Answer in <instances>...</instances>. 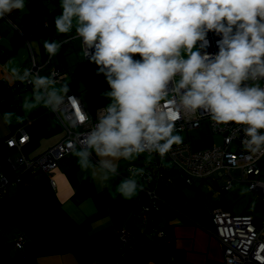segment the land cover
Segmentation results:
<instances>
[{"label":"clouds","instance_id":"clouds-1","mask_svg":"<svg viewBox=\"0 0 264 264\" xmlns=\"http://www.w3.org/2000/svg\"><path fill=\"white\" fill-rule=\"evenodd\" d=\"M59 7L55 31L80 38L83 55L108 85L96 123L79 147L68 143L94 180L106 184L121 159L141 155L146 163L159 156L170 167L163 158L184 139L176 130L180 114L207 113L216 124L241 127L244 147L264 154V0H59ZM25 8L26 0H0V19ZM210 32L219 37L214 54L206 51ZM41 42L49 56L66 43ZM0 67L9 85L31 86L23 114H0L5 124L39 107L56 112L69 98L67 83L21 68L13 57ZM144 175V168L132 167L112 198H135Z\"/></svg>","mask_w":264,"mask_h":264},{"label":"crops","instance_id":"crops-1","mask_svg":"<svg viewBox=\"0 0 264 264\" xmlns=\"http://www.w3.org/2000/svg\"><path fill=\"white\" fill-rule=\"evenodd\" d=\"M60 11L59 0H26L23 11L14 10L0 19V66L13 57L21 68H31L34 62L40 75H51L59 68L62 76L57 80L68 84V95H77L83 107L95 113L107 103L101 93L108 85L102 74H96L97 66L83 55L80 38L55 31L54 17ZM45 39L66 43L58 55L49 56L41 42ZM30 94L31 86H18V82L9 85L0 67V114L7 110L23 114L22 101ZM44 109L50 111L39 107L24 119L33 122L26 129L29 141L24 152L28 158L53 148L66 134L56 113L43 114ZM15 124H5L0 116L1 170L5 177V171H10L13 178L14 166L18 165L11 157L17 154L4 145L3 138L15 130ZM5 158L8 165L4 169ZM142 160V156L135 161L121 159L118 175L101 184L80 169L71 152L57 161L52 176L55 186L42 173H26L22 182L10 184L0 201V264H115L121 259L124 264H226L222 243L205 229L211 224L212 209L221 207L233 215H249L257 225L264 224L263 193L256 192L251 203L235 192L227 196L239 179L226 192L225 183L215 176L193 178L187 184L173 172V183L155 187L164 202L152 214L155 228L145 229L132 217L139 205L150 201L142 189L131 200L111 196L115 186ZM206 183L208 189L203 187ZM212 186H220V192ZM162 229L168 232L169 240L160 239ZM120 231L131 235V249L122 250ZM20 235L25 239L21 249L16 246Z\"/></svg>","mask_w":264,"mask_h":264},{"label":"built area","instance_id":"built-area-1","mask_svg":"<svg viewBox=\"0 0 264 264\" xmlns=\"http://www.w3.org/2000/svg\"><path fill=\"white\" fill-rule=\"evenodd\" d=\"M217 39L219 37L214 33L208 34L209 46L206 49L208 53L214 54L218 51ZM85 47L84 45V50ZM38 69L39 67L33 62L31 70L38 73ZM51 75L58 79L62 76V71L56 68L52 70ZM20 85L30 87L28 84L18 82V86ZM71 96L75 99H71ZM97 110L95 113L88 112L77 95H69L61 108L55 112L65 129V137L59 144L34 158H28L24 152V146L29 141L26 129L33 122L31 120L16 122L15 130L3 140V143L18 155V166L13 165L15 177L8 180L2 174L0 162V196L10 184L22 182L26 173H42L55 186L56 182L52 176L57 168V161L72 152V149L68 147L69 142L80 146V140L96 123ZM81 116L86 118L81 119ZM205 119L209 120L214 133L223 134L221 144L202 151H194L188 143L174 145L163 158L170 163V167L162 166L159 156L154 155L153 160L146 163L145 156L141 155L143 160L138 167L145 169V175L141 177L140 182L143 184L142 191L148 195L150 201L146 205H139L133 211L132 217L141 221L145 229L155 228L152 214L158 211L160 204L164 202L155 187L159 183L165 185L173 183L171 176L173 172L183 178L187 184H191L193 178L215 176L225 183L223 190L226 192L232 186V182L239 179L248 184L250 191L264 194V181L260 179L262 171L259 164L264 154L251 153L244 147L242 143L244 134L241 127L232 124H216L207 113L199 112L195 115L180 114L175 122L176 130L178 133H187L199 128ZM232 173H235L238 178ZM211 217V224L205 229L222 243L226 264H264V224L257 225L251 216L233 215L221 207L213 208ZM158 234L161 240H169L165 229L159 230ZM119 239L123 251L133 247L132 237L126 231L119 232ZM24 242V236L20 235L16 240V246L21 249ZM115 264H124V261L121 259Z\"/></svg>","mask_w":264,"mask_h":264},{"label":"rangeland","instance_id":"rangeland-1","mask_svg":"<svg viewBox=\"0 0 264 264\" xmlns=\"http://www.w3.org/2000/svg\"><path fill=\"white\" fill-rule=\"evenodd\" d=\"M51 113L52 112H50V111L47 112L46 109H44V111H43V114L49 115ZM38 125L39 124H36L33 127L34 130L36 129V127ZM33 132L34 131H31V135L32 136H33ZM179 134L182 135L183 138H184L182 144H185V143L190 144L194 151H202V150L211 148L213 146L219 145V144H221L220 142H221V139H222V135L221 134H218V133L216 134V133L213 132L209 120H206V119L201 122V126L199 128L190 130L187 133H179ZM11 155H12V153H11ZM17 159H18L17 155H12V157H11L12 161L17 163ZM2 162H3V168L5 169L6 165H8V162H7L6 158L3 159ZM259 164H260V168H261V171H262L261 178L264 179V155L262 156ZM5 174L8 176V177H6L8 180H12L13 179V173L11 174L10 171H8V170L5 171ZM197 182H198V179L195 180V184H197ZM203 187L205 189H208L209 188V184L206 183L205 185H203ZM212 188L216 192H220V188L221 187L220 186L219 187L212 186ZM241 188H248V184L247 183H242L240 181L235 182L232 190L229 191V193H227V196H231L232 193L235 192L236 194L241 195V197H240L241 199L245 198L246 202H248V201L250 203L253 202L254 198L257 197V193L248 190L246 193L241 194V191H240ZM1 199L2 198L0 197V201H1Z\"/></svg>","mask_w":264,"mask_h":264},{"label":"trees","instance_id":"trees-1","mask_svg":"<svg viewBox=\"0 0 264 264\" xmlns=\"http://www.w3.org/2000/svg\"><path fill=\"white\" fill-rule=\"evenodd\" d=\"M6 138V137H5ZM5 138H3V140L5 139ZM1 141V140H0ZM1 155V154H0ZM1 197V196H0Z\"/></svg>","mask_w":264,"mask_h":264},{"label":"snow or ice","instance_id":"snow-or-ice-1","mask_svg":"<svg viewBox=\"0 0 264 264\" xmlns=\"http://www.w3.org/2000/svg\"><path fill=\"white\" fill-rule=\"evenodd\" d=\"M81 119H83V117H81Z\"/></svg>","mask_w":264,"mask_h":264}]
</instances>
